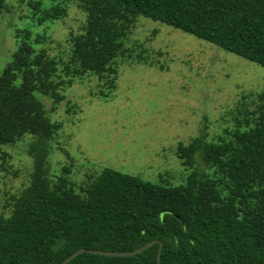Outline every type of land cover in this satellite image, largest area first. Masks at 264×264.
I'll use <instances>...</instances> for the list:
<instances>
[{
	"label": "trees",
	"instance_id": "obj_1",
	"mask_svg": "<svg viewBox=\"0 0 264 264\" xmlns=\"http://www.w3.org/2000/svg\"><path fill=\"white\" fill-rule=\"evenodd\" d=\"M77 7L84 23L61 64L66 81L53 59L34 50L26 31L0 71V147L28 135L33 165L9 215H0V264H59L78 249L123 252L151 240L156 243L132 256L84 251L66 264H156L158 244V264H264V91L249 95L251 111L234 117L225 138L177 142L174 155L189 170L183 183H150L102 168L78 191L61 176H47L48 141L58 124L36 96L54 105L62 100L58 88L72 78L113 74L138 17L264 69V0H77ZM31 8L37 24L65 13L38 2Z\"/></svg>",
	"mask_w": 264,
	"mask_h": 264
},
{
	"label": "rangeland",
	"instance_id": "obj_2",
	"mask_svg": "<svg viewBox=\"0 0 264 264\" xmlns=\"http://www.w3.org/2000/svg\"><path fill=\"white\" fill-rule=\"evenodd\" d=\"M60 6L64 15L37 24L31 4ZM84 13L77 0H5L0 11V71L24 31L61 71L70 37L82 32ZM41 38L38 44L34 38ZM124 53L114 73L83 74L58 88L52 104L36 94L46 117L58 128L45 159L51 181L61 176L75 191L100 169L109 168L150 183L176 186L189 171L174 155L177 142L198 135L216 141L232 131L234 117L251 111L253 96L264 91V69L179 30L138 17L123 40ZM246 109L241 115L239 109ZM22 136L0 147V215L7 217L14 198L33 172ZM199 166V165H197Z\"/></svg>",
	"mask_w": 264,
	"mask_h": 264
},
{
	"label": "water",
	"instance_id": "obj_3",
	"mask_svg": "<svg viewBox=\"0 0 264 264\" xmlns=\"http://www.w3.org/2000/svg\"><path fill=\"white\" fill-rule=\"evenodd\" d=\"M155 243H156L155 240H151V241H148L147 243L141 245L140 247H137V248L132 249L130 251H123V252L78 249V250L74 251L73 253H71L70 255H68L66 258H64L59 264H66L67 262H69L70 260L75 258L78 254H80L84 251L86 253H89V254H96V255L106 256V257L132 256V255H135V254L142 252L143 250L147 249L148 247H150L151 245H153ZM159 251H160V244H158V247H157L156 264H158V262H159Z\"/></svg>",
	"mask_w": 264,
	"mask_h": 264
}]
</instances>
